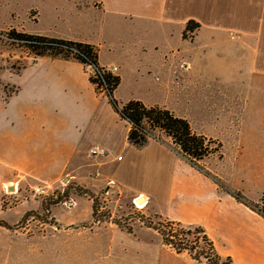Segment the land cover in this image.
I'll list each match as a JSON object with an SVG mask.
<instances>
[{
	"label": "rangeland",
	"instance_id": "374dc122",
	"mask_svg": "<svg viewBox=\"0 0 264 264\" xmlns=\"http://www.w3.org/2000/svg\"><path fill=\"white\" fill-rule=\"evenodd\" d=\"M77 1L0 0V112L6 116L7 129L10 126L15 128L16 138L26 140L36 136L44 139L56 155L38 158L43 160L32 159L38 160L39 168L47 175L38 172L28 176H10L1 170L3 166L0 165V241H4L6 247H30L31 237L46 231L55 235L61 229L52 217L53 210L72 206L73 202L72 214L66 219V223L73 226L58 236L75 245L95 246L102 242L100 238L107 237L104 233L97 236L89 232L94 225L91 214L88 216L86 213L87 201L96 203L98 224L112 222L130 233L138 226L154 230L152 227L166 220L152 200L145 208L135 207L131 199L133 192L122 195V191H116L107 197L84 187L81 182L83 174L85 176L86 171L92 173L100 167L92 166L90 157L80 154V151L68 157L72 145L67 141L68 129H72L68 125L70 121L82 118L94 122L97 115L106 116V100L95 94L88 83L87 70L84 72L77 63L34 57L26 49L7 41L6 36L15 29L31 35L94 44L100 62L113 67L106 69L113 74L114 70L118 71L115 75L121 81L114 97L119 103L132 99L146 106L166 109L186 120L196 134L219 142L221 157L214 153L198 163L200 168H208L214 177L219 178L215 180L220 183L216 188L219 195L215 188L204 193L198 182L191 181L192 189L201 195L198 200L211 201L205 204L184 201L178 206L167 207L168 212L189 221L200 219L205 222L208 219L215 233H224L225 239L219 244L232 257L234 264H264V94L253 91L257 78L253 51L257 49L256 42L264 39V4L260 24L250 23L253 15H258V19L260 16L249 12L246 30L229 28L214 32L224 41L221 45L235 39L245 46H206L203 45L204 40L213 42L209 30L193 21L198 28L186 32L183 37L186 26L183 27V51L193 48L194 43L201 51L188 52L193 57V69L188 71L190 64L184 59L181 78L176 79L174 85L163 79L160 72L167 75L173 68L177 72L178 64L162 65L157 53L148 54L149 60H159V70L150 75L146 70L135 74L136 65L147 58L136 52L133 39L146 37L145 32L130 35L131 32L124 30L116 21L109 26L111 21L106 17L99 18L86 9L76 8ZM114 23L117 25L113 26ZM155 37V34H150L147 39ZM187 55L182 53L183 58ZM14 89L18 92L9 96ZM41 99L53 106L52 111L19 108ZM244 118L245 123H239ZM18 124L19 129L16 128ZM149 132L155 140L168 144L178 153L171 139L162 131L154 129ZM4 183L7 184L5 190ZM36 186L47 188L57 197L47 200L33 197L31 191ZM92 204L89 203V209ZM24 208L30 210L22 219L18 213ZM73 231L81 236L70 235ZM49 244L48 240L47 244L45 241L37 245ZM200 246H203L201 242ZM225 260L226 256H222V261Z\"/></svg>",
	"mask_w": 264,
	"mask_h": 264
},
{
	"label": "crops",
	"instance_id": "0c3cea01",
	"mask_svg": "<svg viewBox=\"0 0 264 264\" xmlns=\"http://www.w3.org/2000/svg\"><path fill=\"white\" fill-rule=\"evenodd\" d=\"M77 3L76 8L86 9L89 13L98 15L99 18L106 17L111 21L109 26L112 25V21L120 23L124 30L132 33H129L130 35L145 32L146 37L133 39V43L136 44V52L147 58L145 62L136 65L135 74L146 70L145 72L150 75L156 69L159 70V60H149L148 54L157 53L159 55L157 59L162 60V65L165 63L169 67L172 64H178L177 72L174 68L167 75L160 72L163 79L175 85L176 81L181 78L184 59L190 64L188 71L193 69V57L188 52L201 51L195 46V43L193 48L186 46L185 48L188 49L183 51L184 44L181 34L183 27L188 22L195 21L201 24L205 30L210 31L213 42L206 39L203 45L245 46V43L235 41V39L231 40L233 42L221 45L224 41L218 38L214 32L229 28L246 30L249 12L258 13L260 16L258 19V15H253L250 23L258 22L260 24L263 14L261 7L264 0H78ZM116 23L113 26H116ZM150 34H155V39L148 40L147 37ZM90 45L96 49L98 54L95 45ZM255 46L257 49L255 48L253 53L255 54L254 68L257 78L253 91L255 94H264V39L258 40ZM183 52L188 54L187 58H183ZM45 57L52 61L75 62L85 72L83 66L76 61ZM98 63L101 67L113 69V67L102 64L99 56ZM144 63L146 64L143 65ZM116 72L118 71L114 70L115 74ZM85 74L88 79L86 72ZM89 85L95 94L105 98L108 109L106 116L97 115L94 122L82 118L79 121H70L68 125L72 127V132L68 129L70 133H67V141L72 144L71 149L69 147L68 157L72 156L74 152L80 151V154L90 157L92 166L100 167L99 170L92 173L86 171L85 176L83 174L81 182L84 187L93 193L99 192L103 195L106 191L107 195L104 196L107 197H111L116 191H122V195L126 192H133V194L131 193L133 204L137 203L140 198H144L142 208H145L149 200H152L154 206L165 216V221L177 222L185 229L200 227L213 243L221 260L222 256L232 260V257L222 250L219 244L220 240L225 239L224 233H215L211 229L208 219L205 222L200 219L189 221L182 217L172 216L168 212L170 205L178 206L184 201H195L196 204H205L211 201L198 200L201 195L192 189L190 182H198L204 193H210L214 188L216 190L219 187V180L215 181L219 178L214 177L208 168L191 166L171 146L158 140L150 139L148 144L142 148L132 146L127 141L129 126L119 120L105 95L96 92L90 83ZM19 108L25 111H52L53 106L41 99L31 105H21ZM5 118L6 116L0 112V160H3L0 163L3 166L1 170L10 176L13 174L28 176L38 172L47 175L42 168H39L38 160L43 159L38 158L55 157L56 155L51 152L54 149L52 150L51 145L44 139H38L36 136L28 137L26 140H21L22 137L16 138L15 135L18 133L13 126L7 129ZM242 120H239V123H245V118ZM16 128L21 127L18 124ZM91 149L104 150L105 157H91L89 155ZM32 159L38 160L32 161ZM41 165L47 169L45 165ZM36 169L40 171H33ZM216 191L218 193L219 189ZM87 203L86 213L88 216L91 214V220H93L92 205L89 209V203L92 204V202L87 201ZM74 204L73 202L72 206L56 207L53 210L52 217L57 227L61 229L57 230L55 235H52L53 232L46 231L45 234L31 237L28 242L30 247L25 245L6 247L4 241H0L3 242V245H0V264H200L185 252L176 253L163 244L161 236L155 230L142 226H138L130 233L129 230L119 228L112 222H104L95 224L92 230H89L91 234L97 236L101 233L107 234L106 238H100L102 242L99 244L87 247L65 242L58 235H64L61 234V231L64 232L68 227L73 226L72 223H66V219L72 214ZM26 207H29V204ZM29 210L24 208L22 212H19L20 218H25ZM70 233V235L81 236L75 231ZM48 240L51 244L37 245L38 242L43 244L45 241L47 244ZM232 264L234 263L232 262Z\"/></svg>",
	"mask_w": 264,
	"mask_h": 264
},
{
	"label": "trees",
	"instance_id": "16d2710c",
	"mask_svg": "<svg viewBox=\"0 0 264 264\" xmlns=\"http://www.w3.org/2000/svg\"><path fill=\"white\" fill-rule=\"evenodd\" d=\"M198 24L190 21L186 24L185 32H192ZM6 40L14 42L26 49L34 57H49L76 61L87 70L89 83L98 93H103L111 109L119 119L129 125L127 141L134 147L142 148L148 144L151 136L149 130L158 129L171 139L178 153L187 160L191 166L199 167V162L217 153L220 155L221 144L216 140L198 135L191 129L189 123L176 117L170 111L157 106H146L138 100H128L119 103L114 93L120 84V77L110 70L101 67L98 63L96 49L87 43L70 40L49 38L40 35H31L11 29ZM18 89L10 92L9 96L16 94ZM149 127V130H148ZM96 203L92 204L93 225L99 223ZM151 228V226H149ZM162 239L164 245L176 253H187L200 264H232L228 257L222 261L216 253L213 243L208 239L203 229L196 227L185 229L177 222L164 221L152 227ZM190 237L193 240L190 241ZM202 243V247L200 246Z\"/></svg>",
	"mask_w": 264,
	"mask_h": 264
},
{
	"label": "built area",
	"instance_id": "2783aa9c",
	"mask_svg": "<svg viewBox=\"0 0 264 264\" xmlns=\"http://www.w3.org/2000/svg\"><path fill=\"white\" fill-rule=\"evenodd\" d=\"M89 155L93 158H104L105 157V152L104 150H96V149H91L89 151ZM119 159V158H118ZM3 189L5 190V188L3 187ZM31 194L33 195V197L35 198H43L45 200L47 199H53L57 196H54V193L49 192V190L45 187L42 186H36L32 189ZM104 195H107V192H104ZM135 207H137L138 209H141L142 206L140 204H138V202H134Z\"/></svg>",
	"mask_w": 264,
	"mask_h": 264
},
{
	"label": "bare ground",
	"instance_id": "6f19581e",
	"mask_svg": "<svg viewBox=\"0 0 264 264\" xmlns=\"http://www.w3.org/2000/svg\"><path fill=\"white\" fill-rule=\"evenodd\" d=\"M3 187L7 189V185H6L5 183H4ZM139 204H140L142 207L144 206V198H143V197L139 199Z\"/></svg>",
	"mask_w": 264,
	"mask_h": 264
}]
</instances>
